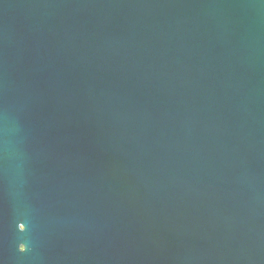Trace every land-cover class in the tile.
Returning a JSON list of instances; mask_svg holds the SVG:
<instances>
[{"label":"water","instance_id":"obj_1","mask_svg":"<svg viewBox=\"0 0 264 264\" xmlns=\"http://www.w3.org/2000/svg\"><path fill=\"white\" fill-rule=\"evenodd\" d=\"M0 264H264V0H0Z\"/></svg>","mask_w":264,"mask_h":264},{"label":"snow or ice","instance_id":"obj_2","mask_svg":"<svg viewBox=\"0 0 264 264\" xmlns=\"http://www.w3.org/2000/svg\"><path fill=\"white\" fill-rule=\"evenodd\" d=\"M21 225H24V224H21ZM19 251H20L21 253H23V252L25 251V248H23V247H19Z\"/></svg>","mask_w":264,"mask_h":264}]
</instances>
